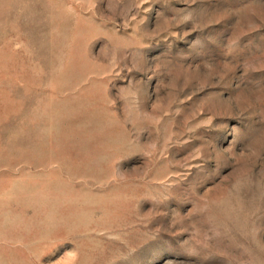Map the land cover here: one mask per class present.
Masks as SVG:
<instances>
[{
    "label": "rangeland",
    "instance_id": "374dc122",
    "mask_svg": "<svg viewBox=\"0 0 264 264\" xmlns=\"http://www.w3.org/2000/svg\"><path fill=\"white\" fill-rule=\"evenodd\" d=\"M0 264H264V0H0Z\"/></svg>",
    "mask_w": 264,
    "mask_h": 264
}]
</instances>
